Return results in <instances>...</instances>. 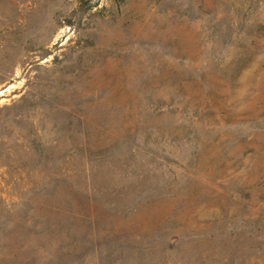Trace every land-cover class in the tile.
<instances>
[{
  "label": "rangeland",
  "instance_id": "374dc122",
  "mask_svg": "<svg viewBox=\"0 0 264 264\" xmlns=\"http://www.w3.org/2000/svg\"><path fill=\"white\" fill-rule=\"evenodd\" d=\"M1 90L0 264H264V0H0Z\"/></svg>",
  "mask_w": 264,
  "mask_h": 264
},
{
  "label": "bare ground",
  "instance_id": "6f19581e",
  "mask_svg": "<svg viewBox=\"0 0 264 264\" xmlns=\"http://www.w3.org/2000/svg\"><path fill=\"white\" fill-rule=\"evenodd\" d=\"M10 87H12V86H10ZM8 89H9V88H8ZM2 94H3V90L0 91V95H2Z\"/></svg>",
  "mask_w": 264,
  "mask_h": 264
},
{
  "label": "trees",
  "instance_id": "16d2710c",
  "mask_svg": "<svg viewBox=\"0 0 264 264\" xmlns=\"http://www.w3.org/2000/svg\"><path fill=\"white\" fill-rule=\"evenodd\" d=\"M115 1H122V0H115Z\"/></svg>",
  "mask_w": 264,
  "mask_h": 264
}]
</instances>
